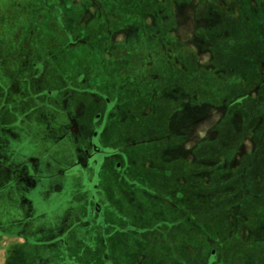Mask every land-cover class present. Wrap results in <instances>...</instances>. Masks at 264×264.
Segmentation results:
<instances>
[{
  "label": "rangeland",
  "instance_id": "obj_1",
  "mask_svg": "<svg viewBox=\"0 0 264 264\" xmlns=\"http://www.w3.org/2000/svg\"><path fill=\"white\" fill-rule=\"evenodd\" d=\"M0 221L24 264H264V0H0Z\"/></svg>",
  "mask_w": 264,
  "mask_h": 264
},
{
  "label": "crops",
  "instance_id": "obj_2",
  "mask_svg": "<svg viewBox=\"0 0 264 264\" xmlns=\"http://www.w3.org/2000/svg\"><path fill=\"white\" fill-rule=\"evenodd\" d=\"M16 161L14 160L11 162ZM21 166H23L22 163L13 171V174L9 171V175L14 176L15 174L18 175L17 177L21 176L23 174ZM0 224H8V222L3 223L2 221L1 223L0 221ZM26 240L27 238L24 234L7 233L6 231L0 230V264H24L18 260L20 259L19 251Z\"/></svg>",
  "mask_w": 264,
  "mask_h": 264
},
{
  "label": "water",
  "instance_id": "obj_3",
  "mask_svg": "<svg viewBox=\"0 0 264 264\" xmlns=\"http://www.w3.org/2000/svg\"><path fill=\"white\" fill-rule=\"evenodd\" d=\"M96 150H98V149L96 148ZM95 208H96V210H100V206L98 204L95 206Z\"/></svg>",
  "mask_w": 264,
  "mask_h": 264
},
{
  "label": "flooded vegetation",
  "instance_id": "obj_4",
  "mask_svg": "<svg viewBox=\"0 0 264 264\" xmlns=\"http://www.w3.org/2000/svg\"><path fill=\"white\" fill-rule=\"evenodd\" d=\"M96 205H97V204H96ZM96 205H95V206H96ZM98 205H99V204H98ZM99 206H100V205H99ZM95 210H96V208H95ZM96 211H99V210H96Z\"/></svg>",
  "mask_w": 264,
  "mask_h": 264
}]
</instances>
